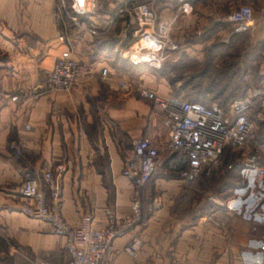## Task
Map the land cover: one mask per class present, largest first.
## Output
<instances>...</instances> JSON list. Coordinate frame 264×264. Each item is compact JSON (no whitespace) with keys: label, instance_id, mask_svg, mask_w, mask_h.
Returning <instances> with one entry per match:
<instances>
[{"label":"crops","instance_id":"obj_1","mask_svg":"<svg viewBox=\"0 0 264 264\" xmlns=\"http://www.w3.org/2000/svg\"><path fill=\"white\" fill-rule=\"evenodd\" d=\"M186 1L192 6L187 15L180 12L177 0L153 4L157 12L155 31L165 33L177 46L172 50L173 61L185 56L196 64L204 63L207 57L214 65L224 58L239 62L236 50L241 34L231 33L226 16L244 3L252 7L254 16L247 31L250 40L253 44L264 43V0ZM51 2L0 0V229L31 227L40 222L20 211L19 189L25 169L52 171L63 163V217L77 224L82 215L89 214L95 227H103L110 219L131 211V186L122 174L131 141L147 138L161 157H169L163 111L140 97L137 89L147 88L162 98L175 93L157 69L132 64L125 57V50L139 42L135 37L120 40L115 30L111 35L118 43L110 45L109 35L87 33L88 40L83 46L77 43L79 48L71 54L87 66L88 74L70 91L48 90L45 77L49 70L63 51L71 50L57 37ZM100 10L102 13L89 17L95 25L110 13ZM123 17H117L118 29L126 20ZM18 28L40 42L34 43L30 35L18 40ZM38 45L44 50L41 55ZM103 67L108 69L106 77L101 76ZM244 79L246 88H264V78L258 84L251 82L249 75ZM118 80L131 82L134 88L124 91L118 87ZM12 96L16 100H10ZM259 120L264 125V118ZM12 144L18 146L20 155ZM224 172L221 167L215 175L221 177ZM236 174L239 179L229 178L213 192L210 209L202 207L206 199L201 189H206L207 174L201 181L189 183L173 174L155 175L147 189L160 206L145 214L132 233L113 240L115 255L111 264H264V204L257 209L259 196L252 191L247 198L237 194L240 187L232 191L245 182L240 172ZM194 195L196 203L191 200ZM231 199L234 201L228 203ZM245 199L254 203L253 207L242 208ZM133 237L141 240L134 259L121 251Z\"/></svg>","mask_w":264,"mask_h":264},{"label":"built area","instance_id":"obj_2","mask_svg":"<svg viewBox=\"0 0 264 264\" xmlns=\"http://www.w3.org/2000/svg\"><path fill=\"white\" fill-rule=\"evenodd\" d=\"M90 1L91 9L87 12L86 5L76 9L75 0H72L75 14L94 15L95 3ZM177 1L182 14L192 12L188 1ZM153 2L146 0L127 4L88 29L80 22L75 24L92 36L106 35L114 31L117 17L125 15L126 20L117 32L118 38L126 41L135 37L139 40L125 50V57L132 64L159 69L165 59V49L175 50L177 46L168 40L165 33L155 31L157 12ZM72 20L75 21V17ZM226 20L232 26V34L245 33L254 22L252 7L239 5L226 16ZM58 38L63 40L62 35H58ZM144 38L149 41H144ZM100 72L102 77H106L108 69L103 67ZM87 74V66L76 59L70 50H65L47 74V88L53 92L70 91ZM117 85L124 91L134 88L131 82L124 80H118ZM137 90L140 97L151 100L163 111L167 136L165 149L169 157H161L147 138L131 141L122 170L131 186L129 214L112 218L103 227H95L89 214L82 215L77 224H71L63 217L60 206L61 181L66 166L59 163L52 171L24 170V180L19 189L22 198L20 211L40 221L50 233L63 239V246L69 255L67 264H111L115 255L113 240L132 233L142 224L145 214L160 206L157 197L147 189L149 181L157 174H173L189 183L199 175L217 169L224 148L228 145L244 154L240 169L242 177L249 182V186L255 188L258 185L264 193V139L258 136L253 121V118H264V88L253 87L246 95L233 99L226 106L216 103L205 105L177 95L162 98L142 87ZM10 100H16V96L10 97ZM144 199L145 212L142 209ZM233 201L231 199L228 203ZM140 248L141 240L133 237L121 251L134 259Z\"/></svg>","mask_w":264,"mask_h":264},{"label":"rangeland","instance_id":"obj_3","mask_svg":"<svg viewBox=\"0 0 264 264\" xmlns=\"http://www.w3.org/2000/svg\"><path fill=\"white\" fill-rule=\"evenodd\" d=\"M93 1L95 3V7L93 8V10L96 14L102 13L100 8H104L107 12L108 11L110 12L108 13V16H111L113 15V13H115L120 8H123L127 4H130L132 2L146 1V0H93ZM158 1L159 0H154L156 4L158 3ZM162 1L163 0H160V2ZM88 2L91 4L90 0ZM154 2L152 3V5L154 4ZM51 3L52 4H51L50 13L54 20L56 34L63 36L62 41L69 47V49H71L70 51L78 49L79 44L80 46H83V43L86 42L89 37L86 32V29L92 27L93 25L96 26L95 24L92 23L91 19L89 18L90 16L93 15L87 13H82L79 15L75 14L72 8V0H52ZM89 3L88 5H86V9H85L87 12H89L91 9ZM21 5L23 6V4ZM122 16L125 17V15L123 14ZM72 17H75V21L72 20ZM75 22L82 23L86 29L79 28V26L76 25ZM115 30L118 31V27H115L112 33H114ZM112 33L107 34L109 35L107 36L108 37L107 40L109 41L110 45L111 44L114 45L118 43L116 37H113L111 35ZM16 34L18 40L22 36L30 35L28 34V31L26 32L24 29H19V28ZM30 37L32 36L30 35ZM32 38L34 43L40 42L36 38L34 37ZM250 38H251L250 34L246 33L241 35L238 39L239 48L237 47L236 51L237 52L239 51V58H237L239 59L240 62L239 72H242V75L244 77L249 75V80L251 82L254 83L256 82V84H258L259 80L264 78V56L261 55L262 53H264V43L253 44ZM24 39L28 40L27 37ZM144 41L148 42L149 40H147V38H144ZM37 49H39L40 55L44 52L43 48L39 45ZM164 54H165V59L161 70H165L166 74L164 76L167 79L169 75L170 78H172L173 81H175V84L172 87V92L180 93L181 95L184 96L187 95L194 97V93H196L197 90H201L196 87L197 85H199L198 79H194L193 83L191 84L188 83L186 84L185 82L188 79V77H190L191 75L194 76L199 71H201L208 57L204 58V63L192 67L190 65H186V63L184 64L178 63L177 65H173L170 62L175 57L174 53H172V50L165 49ZM220 59L222 60L223 58ZM229 60L232 59L224 58L221 61V64ZM248 70H250L249 74L247 73ZM45 78L47 80V76ZM245 84L246 83H244V85ZM253 87L254 86L247 87L246 91L247 92L251 91ZM213 92H215V90ZM211 96L212 94H206V98H210ZM253 121L255 122L256 132L258 136L264 139V125L257 118H253ZM12 145H15L16 148L14 149V151L18 155H20L21 151L18 148V146L16 144H12ZM233 150L230 148L229 150L230 152L228 153V157L225 158V161L230 163L239 160L241 162L244 158L242 152L235 150V152L236 151L237 152L233 153ZM236 176H237L236 178H238L237 174ZM211 177L212 178L209 179V183L206 189L205 190L201 189V191H203V194H205L204 198L206 199L202 207H207L208 209L213 207L210 204L212 202L211 198L214 197L212 196L214 195L212 189L219 186V184L222 182L221 181L222 179H219L221 178L220 176L215 175ZM248 183L249 182L245 180L244 182L245 186L244 184H241L240 186L237 185L234 188H232V191H237L236 188L240 187L239 189L240 191L238 190L237 194L242 196V198L243 197L247 198L249 193L252 191L255 194V196L256 195L259 196L256 202L257 209L263 208L264 206L262 207V205L264 204V193L260 196L259 194L262 193V190L259 188V186L256 185L255 188H252L251 186L248 185ZM207 191H210L209 194H207L208 193ZM191 200L192 203L197 202V198L195 197V195L191 197ZM241 204H242V208L253 207L254 205V203L252 204V202H248V199L243 200ZM189 205L187 206L189 207ZM68 259L69 258L67 252L63 246V239L50 233L47 227L41 222H37L36 225L31 227L18 225L15 228L1 227L0 229V264H40L41 262L47 264H67Z\"/></svg>","mask_w":264,"mask_h":264},{"label":"trees","instance_id":"obj_4","mask_svg":"<svg viewBox=\"0 0 264 264\" xmlns=\"http://www.w3.org/2000/svg\"><path fill=\"white\" fill-rule=\"evenodd\" d=\"M247 33V32H245ZM245 33H239V34H245ZM220 47V46H219ZM218 47V48H219ZM173 65H177L178 63H186V65L195 66L199 65L196 64L192 59H188L185 56H182L181 58L177 59L176 61L171 60L170 61ZM164 61L162 62L159 69H157V72L159 75H165V70H161L163 67ZM204 67L194 76L191 75L186 80V84L193 83L192 81L194 79H198V84L196 87L201 89L197 90L196 93H194L193 96H184L180 93H175L177 96H182L184 98H187L191 101H198L205 105H210L211 102L217 101L218 105L220 106H226L230 101H232L237 96H244L246 95V87L244 86V76L242 75V72H239L240 70V62H237V60H229L227 62H223L222 64L214 65L212 64L211 58H207V61L204 63ZM205 82L203 85L200 82ZM232 80H234V83H232ZM168 81L170 82L171 86L175 84V81H173L172 78L168 75ZM222 81H229V83H223ZM233 85V86H232ZM215 90V92H213ZM206 94H212L210 98H206ZM230 146H226L224 148V151L221 156V162L217 169L211 170L208 174V179L205 180L206 187L209 183V179L212 178L211 176H215V174L223 167L225 169L224 176H221L222 179L219 186L212 189L213 192L218 191L220 189V186H223V183H226V180L229 178L236 177V172L239 173L241 169V165H238L239 163L237 161L233 162H226L225 158L228 157V153L230 152ZM230 166V167H229ZM234 175H232V174ZM204 175L201 174L197 178L199 181H201L204 178ZM195 178V179H197ZM194 179V180H195ZM193 181V180H192ZM229 185V184H227ZM186 194L184 193L183 196ZM182 196V197H183Z\"/></svg>","mask_w":264,"mask_h":264},{"label":"bare ground","instance_id":"obj_5","mask_svg":"<svg viewBox=\"0 0 264 264\" xmlns=\"http://www.w3.org/2000/svg\"><path fill=\"white\" fill-rule=\"evenodd\" d=\"M87 0H75L74 7L81 9L83 5H86Z\"/></svg>","mask_w":264,"mask_h":264}]
</instances>
